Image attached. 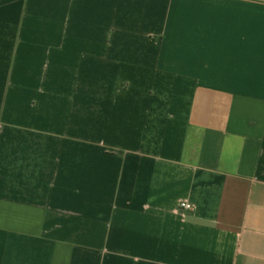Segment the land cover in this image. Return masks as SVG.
Returning <instances> with one entry per match:
<instances>
[{
	"label": "crops",
	"instance_id": "1",
	"mask_svg": "<svg viewBox=\"0 0 264 264\" xmlns=\"http://www.w3.org/2000/svg\"><path fill=\"white\" fill-rule=\"evenodd\" d=\"M0 264H264V0H0Z\"/></svg>",
	"mask_w": 264,
	"mask_h": 264
},
{
	"label": "built area",
	"instance_id": "2",
	"mask_svg": "<svg viewBox=\"0 0 264 264\" xmlns=\"http://www.w3.org/2000/svg\"><path fill=\"white\" fill-rule=\"evenodd\" d=\"M181 208L183 210H192L193 206L191 204H189V203H183V204H181Z\"/></svg>",
	"mask_w": 264,
	"mask_h": 264
}]
</instances>
